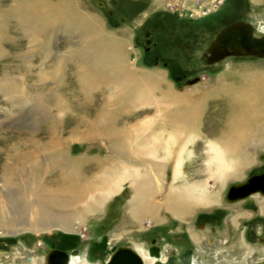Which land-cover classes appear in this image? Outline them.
I'll return each mask as SVG.
<instances>
[{
    "label": "rangeland",
    "instance_id": "rangeland-1",
    "mask_svg": "<svg viewBox=\"0 0 264 264\" xmlns=\"http://www.w3.org/2000/svg\"><path fill=\"white\" fill-rule=\"evenodd\" d=\"M75 1L84 16L98 21L101 29L97 32L99 37L113 35L116 41L123 42L119 54L122 59L119 61L128 70L160 75L165 86L176 95L193 90L201 92L199 98L187 100L185 104L174 102L163 108L159 106L157 110L153 102H143L128 114L131 117L126 125L130 127V133L138 132L143 122L152 115H166L163 110L192 111L191 115H203L199 124L203 129V139L192 135L187 142L190 146L200 141L202 144H197L194 150L188 151V158L182 159L181 172H186L187 180L185 184L177 180L175 186L182 188L202 184L204 192H208L216 203L195 207L183 220L162 210L158 221L145 219L135 225V221L126 214L131 189L129 181H124L115 193L104 199L99 214L87 215L82 220L75 218L67 230L56 225L48 228L34 226V213L29 214L27 207L10 204L7 196L17 201L24 197L28 201L34 184H47L55 178L50 156L58 150L64 149L66 156L83 159L86 165L111 153L104 142L88 143L90 140L87 142L79 138L74 129L80 117L92 120L91 114L97 109L93 106L100 103L99 94L95 92L93 98L96 102L90 107L88 115H81L75 110L76 104L85 102L87 98L76 83L78 59L74 54L75 49L85 42L76 34L59 30L49 39L46 50H42L38 41L21 34L14 16L10 14L12 5L22 0H0V18H3V21L0 19V264H28V259L30 264H43V258L51 249L66 252L73 249L77 254L85 255L92 264H105L117 248L128 247L138 253L145 252L153 241L161 250L160 257H163L179 240L189 238L195 241L194 234L201 236L202 240L201 245L197 244L198 240L187 244L193 252L195 264H244L246 260L253 261L261 245L256 241L254 221L242 215L249 212L254 201L264 202V196L254 194L230 203L226 200V193L230 186L264 171V135H255V130L264 124V101L257 107L263 115H247L250 120L246 127L252 134L246 138V145L252 152L250 160L238 167L239 178L222 181L217 176L205 175L202 168L205 170L209 161L200 159L198 154L207 152L204 140L211 142L223 123L232 121L234 117L232 109L236 103L229 94L218 93L211 87L216 83L226 91L249 87L244 77L253 80L264 77V59L228 57L214 65H207L201 57L214 35L231 22L246 21L254 25L256 35H264V0H251L250 6L248 0H241L239 14L235 15L228 13L230 0ZM95 1L104 3V7H98ZM92 54H98L95 45ZM195 78L199 79L197 83L186 85L187 81ZM16 82L27 98L18 93L14 95L11 88L8 91L2 89L4 84ZM258 87L261 88L259 94L264 97V89ZM56 98L66 106L71 105L72 113L56 110ZM207 132L209 136L204 138ZM27 151L32 152V159L24 155ZM157 159L166 161L163 156ZM38 166L42 171L40 176L35 174ZM238 168L229 167L227 171ZM165 171L170 182L173 173L170 168ZM153 174L156 178L160 177L157 168ZM7 180H13L14 184ZM21 184L24 193L22 190L18 192ZM162 198L158 196L155 201L162 203ZM81 205L84 206L83 203ZM243 229H246L245 240L241 237ZM262 257L264 259V254Z\"/></svg>",
    "mask_w": 264,
    "mask_h": 264
},
{
    "label": "bare ground",
    "instance_id": "bare-ground-1",
    "mask_svg": "<svg viewBox=\"0 0 264 264\" xmlns=\"http://www.w3.org/2000/svg\"><path fill=\"white\" fill-rule=\"evenodd\" d=\"M10 11L17 26L20 27L21 34L32 41H38L42 50H46L50 43L49 39L59 30L76 34L85 42L77 50L75 49L74 54L78 59L76 83L80 86L79 91L87 98L83 103L78 102L75 110L81 115H88L90 107L96 102L93 98L95 92L99 94L100 103L93 106L97 109L91 114L92 120L80 117L74 129L79 138L87 142L90 140L88 143L104 142L107 151L111 153L107 154L106 158H100L93 164L86 165L83 159L66 156L64 149L58 150V153L50 156L51 166L55 169L53 176L55 178L47 184H34L30 189L28 201H25L24 197L17 201L7 196L10 204L27 207L29 214L34 213V226L48 228L56 225L62 230H67L70 222L75 218L82 220L87 215L97 214L104 199L115 193L124 181H129L131 189L126 214L135 221V225L145 219L158 221L162 210L183 220L190 216L195 207L216 203L208 192H204L205 186L202 184L182 188L175 186L177 180L182 181L183 184L187 180L186 172H181L182 159L188 158L189 150H194L197 144H202L200 141L190 146L187 142L192 135H199L203 139L201 134L203 129L199 125L203 115H191L192 111L183 113L174 111V113L163 110L166 115H152L143 122L138 132L130 133L128 131L130 127L126 125L131 117L128 114L133 113L132 109L143 102H153L155 109L174 102L185 104L187 100L199 98L200 91L193 90L176 95L165 86L160 75L128 70L125 64L119 61L122 59L119 54L123 42L116 41L113 35L104 34L103 37H99L97 32L101 29L98 21L84 16L75 0H22L12 5ZM94 45L98 51L95 56L92 54ZM39 76L42 77L43 74ZM244 81L249 87H244L240 91H236L235 88L222 90L218 83L211 87L218 93L229 94L230 99L236 103L232 109L234 113L232 121L224 122L211 142L208 143L205 139L204 149L207 148V152L198 154L200 159L209 161L205 170L204 167L202 168V172L209 177L217 176L222 181L239 178L238 167L244 166L250 160L252 150L247 148L246 138L252 133L246 127L250 120L247 115L264 113L257 109L264 101L263 95L259 94L261 88L258 87L262 86L264 89V77H259L257 80L244 77ZM7 84H4L2 89L8 91L11 88L14 95L18 93L19 96L27 98L26 93L19 88V83ZM39 97L41 98V94ZM56 99V110H68L72 113L71 105L66 106L61 99ZM255 131V135L258 133L264 135V126ZM207 134L208 132L204 134V138L209 136ZM24 155L29 159L33 157L31 151H27ZM160 156L166 161L157 159ZM226 157L231 159L230 162ZM117 160L120 162H116ZM229 167L238 169L228 172ZM156 168L159 178L153 174ZM167 168L173 173L170 182L165 171ZM40 171L41 168L38 166L35 170L36 176H40ZM7 181L14 184L13 180ZM21 190L25 192L22 184L18 192ZM158 196L163 197L162 203L155 201ZM82 203L84 206L81 205ZM194 237L195 241L198 240L197 244L201 245V236L194 234ZM133 251L141 258L142 264H156L147 249L139 253L137 250ZM43 259L45 260V257ZM30 263L31 260L28 259V264ZM263 263L264 259L258 264ZM68 264L92 263L85 255L74 252L69 254ZM192 264H195L193 258Z\"/></svg>",
    "mask_w": 264,
    "mask_h": 264
},
{
    "label": "water",
    "instance_id": "water-1",
    "mask_svg": "<svg viewBox=\"0 0 264 264\" xmlns=\"http://www.w3.org/2000/svg\"><path fill=\"white\" fill-rule=\"evenodd\" d=\"M98 7H104V3L95 1ZM228 57H254L264 59V35L254 33V25L246 21H234L223 26L212 38L202 54V61L207 65H214ZM199 81L198 78L187 81L191 86ZM264 196V173L253 175L244 182L232 185L226 193L228 202H236L251 195ZM264 247V234L257 239ZM59 253V254H58ZM60 252H49L46 256V264L56 259ZM66 257L65 254H63ZM173 261L156 264H171ZM66 258L64 259V264ZM190 264V256L182 258L180 263ZM105 264H142L141 258L136 252L128 247L117 248L105 262ZM264 264V263H263Z\"/></svg>",
    "mask_w": 264,
    "mask_h": 264
},
{
    "label": "flooded vegetation",
    "instance_id": "flooded-vegetation-1",
    "mask_svg": "<svg viewBox=\"0 0 264 264\" xmlns=\"http://www.w3.org/2000/svg\"><path fill=\"white\" fill-rule=\"evenodd\" d=\"M109 15L112 16V12L111 11H109ZM146 32H148V30ZM262 173H264V171H262L260 173H257L255 175L262 174ZM256 241H257V239H256ZM189 242H191L193 244V242L189 238L186 239V240H179V242H177V244L171 246L165 252V255L163 257H160L161 250H160V248L157 245H155L154 241L152 242V245L147 248V251H148V254L150 256L157 257L156 260H155L156 263L157 262L164 263V262L171 261V260L173 262H175V263H180L182 258L190 256V264H192L193 252H192L191 249H189V247L187 245V244H190ZM261 247H263V246L261 245ZM49 252H60V255L55 257L56 259L51 260L50 264H64V259L65 258H66V263L65 264H68L69 254L74 253L75 251L73 249L70 250L69 252H66V251H63V250H58V249H51ZM49 252H47V254ZM47 254L45 255V261L43 262V264H46V256H47ZM63 254H65L66 257H64ZM173 262L171 264H174Z\"/></svg>",
    "mask_w": 264,
    "mask_h": 264
},
{
    "label": "crops",
    "instance_id": "crops-1",
    "mask_svg": "<svg viewBox=\"0 0 264 264\" xmlns=\"http://www.w3.org/2000/svg\"><path fill=\"white\" fill-rule=\"evenodd\" d=\"M230 1H231V6H230V8L228 10V13H230L231 15H235L237 13L239 14L238 4H239V2L241 0H230ZM248 3H249V6H250V4H252L251 0H248ZM250 9H251V7H250ZM262 126H264V124ZM242 217L243 218L246 217V218L250 219V221L251 220L254 221V223H255L254 224V231L256 230L255 234H256V237H257L256 239H258L259 237H261L263 235V233H264V202L258 203L256 201H254L252 203V208L249 210V212L246 213V215L243 214ZM259 230H260L261 233L259 232ZM234 231H235V228H234ZM242 231L243 232H242V236L241 237H243L242 239L245 240L246 229H243ZM258 232L260 233L259 235H258ZM263 254H264V249L261 247L260 251H258L256 253V257L253 259V261H249L248 262V260H246V261L243 260L244 261L243 263L244 264L252 263L254 261L258 262V261L263 259V257H262V259L260 258V256H262ZM257 262H256V264L259 263V262L258 263Z\"/></svg>",
    "mask_w": 264,
    "mask_h": 264
},
{
    "label": "built area",
    "instance_id": "built-area-1",
    "mask_svg": "<svg viewBox=\"0 0 264 264\" xmlns=\"http://www.w3.org/2000/svg\"><path fill=\"white\" fill-rule=\"evenodd\" d=\"M207 10H209V9H207ZM207 10L205 11V12H207ZM209 12V11H208ZM206 13H204V15H205Z\"/></svg>",
    "mask_w": 264,
    "mask_h": 264
}]
</instances>
